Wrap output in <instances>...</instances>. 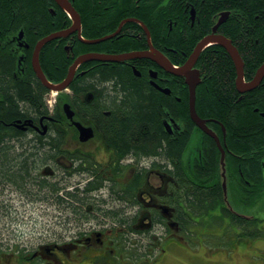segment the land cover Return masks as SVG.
I'll return each instance as SVG.
<instances>
[{"label": "flooded vegetation", "instance_id": "af4514ba", "mask_svg": "<svg viewBox=\"0 0 264 264\" xmlns=\"http://www.w3.org/2000/svg\"><path fill=\"white\" fill-rule=\"evenodd\" d=\"M68 1L73 8V14L55 0L43 1L57 18L51 22L57 25V29L49 33H45L48 27L42 28L40 32H32L26 20L17 23L12 20L14 25L0 31L4 33L11 28L16 29L11 31V34L0 38V48L4 55L14 61L11 75L18 77L22 83H26L30 67L41 81L34 69L33 58L36 46L46 36L59 34L47 40L39 51V61L46 78L49 82L58 84L67 76L70 67L83 55L129 52L115 47L93 48L92 46L80 47L76 44L95 45L107 40L113 43L130 41L146 45L131 51H153L151 47L161 50L156 44L165 37L154 38L151 30H149V36L146 27L148 29L154 27L155 22L163 16L169 20L170 29L180 25L179 19H181V31L183 27H188L187 33L200 34L198 43L211 34L227 38L242 59V66L239 68L226 45L219 41L207 43L192 69L199 77L195 94L196 103L197 89L201 83L203 98L208 99L213 95L211 81L214 72L206 67V62L211 58L210 55L213 57L217 53L231 60L235 69L233 84L240 94L238 99H245L251 93L264 88V75L256 86L250 89L247 87L256 78L260 67L264 64V57L250 68L246 55L253 49L251 41L247 38H243L242 41L235 39L223 30L224 25L231 20L237 21L239 25L246 23L244 13L238 8L221 9L212 13L207 28H203L201 14H198V8L192 0H183L185 14L180 16L172 14L170 9L178 6L182 0ZM5 22L10 23L8 20ZM103 37L108 38L89 42ZM198 43L182 64L187 61ZM80 48L84 49L80 50ZM62 49L68 52L66 56L69 59H66L64 64H68L69 61L71 63L66 76L59 82H55L47 77L46 72L60 66L50 67L49 63L48 67L47 64H42L41 56L53 58ZM169 49L171 53L177 52L174 48ZM166 56L170 59L168 54ZM59 57L61 59L62 54ZM119 65L132 67L138 76L144 77L169 98L166 104L171 109L172 115L169 119H163V125L168 130L171 143L175 144L176 140L183 137L181 145L186 151L188 161L186 168H177L157 158L147 160L133 154L119 156L116 148L107 146L110 144H107L108 137L99 125L100 116L95 110H89L91 105L99 106L95 102L97 99L95 89L92 86L84 89L79 83L97 70L113 69ZM139 67L143 69L140 70ZM159 67L150 58L138 56L124 61L81 60L76 64L73 80L65 89L57 92L54 101L49 98L54 90L41 81L44 89L48 90L45 93L47 111L39 112L36 117L29 116L24 120H16V124L21 125L18 127L24 132L23 135L29 139L49 135L51 128H56V132L60 135L57 148L53 150L54 153L38 165L36 177L44 183L50 181L56 184L57 195L63 199H71L66 195L67 191L76 196L82 191L84 197L88 196V199H91L87 208L96 218L84 223L70 222L74 218V213H70L62 206L58 208L45 200L53 195L52 191L29 189V192L36 193L29 196L18 192L13 187H8L5 194L1 191L3 188L0 185V200L40 199L41 203L46 205L49 203V206H52V216L57 218L59 232L55 240L34 247L23 246L20 243L4 247L0 243V264H216L224 259L225 254L222 250H225L228 245L234 249L242 240H255L253 244L258 243L259 239L264 240V213L257 214L258 207H256L255 214L251 216L242 214L237 211L238 207L232 202V199L240 202L241 199H250V202L246 204L241 202V204L257 206V202L264 199V157L262 158L264 147H260L259 150L250 149L251 153L243 151L244 149L236 143L239 138H234L227 122L223 123L222 119L215 116L203 117L197 111L205 122L204 127L200 126L191 116V92L186 76L169 73V71L168 74L167 70ZM238 68L242 72V78H239ZM240 86H242L241 89ZM186 96L190 117L189 119L180 118L181 122H177L172 112L178 110L179 103L180 105L186 103L181 102ZM178 111L181 115L180 110ZM77 123L80 125L78 126ZM80 127L90 128L91 131L82 133ZM69 129L71 131H68ZM193 141L196 144L192 150H189L191 151L189 154L187 150ZM211 151L215 153L214 167L208 164V154ZM261 151L263 154L260 153ZM246 160L258 161L260 165L257 166L260 169L256 172V167L248 165ZM196 162L201 164L198 165ZM197 168L200 170H196ZM182 171L185 174L184 181L188 182L186 193L180 192L179 182L182 180ZM199 176L202 178L196 182L195 179ZM96 187L101 190H97ZM194 187L211 190L214 200L204 201L201 205L192 204L189 199ZM118 195H122L120 199H129V204L125 202L115 207L104 204L103 208L110 213H123L128 221L115 220L105 216V212L100 213L92 209L93 207L95 209V199H103L107 203ZM4 204L5 207L9 205ZM131 204H133L132 209L128 206ZM9 207V217L15 220H10L5 211L0 213V218L7 217L5 224L14 226L20 219L15 213L21 215V211H15L11 205ZM25 213L24 211L22 215L24 216ZM239 217L252 222L246 231L241 229ZM21 223L27 222L23 220ZM256 229L258 234H249ZM244 233L248 237H244ZM7 249L10 252H7ZM239 255L246 256L245 253ZM250 264H264V260H253Z\"/></svg>", "mask_w": 264, "mask_h": 264}, {"label": "trees", "instance_id": "16d2710c", "mask_svg": "<svg viewBox=\"0 0 264 264\" xmlns=\"http://www.w3.org/2000/svg\"><path fill=\"white\" fill-rule=\"evenodd\" d=\"M44 0H0V31L10 28L12 20H26L29 29L32 32H40L42 28L48 27L45 33L57 29V25L51 24L52 20L57 19L53 12L50 11L43 3ZM117 1V0H116ZM197 6V12L202 17V27L207 28L212 13L221 9L238 8L245 15V24H238L237 21L231 20L224 25V31L231 34L235 39L243 40L247 38L252 43V50L248 52L247 64L251 68L255 66L264 57V0H192ZM135 6V4H133ZM189 10V9H188ZM187 10V13L189 12ZM172 14L184 15L183 0L178 6L171 7ZM151 18V17H150ZM240 18V17H239ZM9 21L5 22V21ZM169 20L163 16L155 22L154 27L149 30L155 38L165 37L164 40L158 42L156 46L165 51L170 59L176 64H182L191 53L193 47L198 43L200 34L187 33L188 27H183L181 31L180 25L169 27ZM3 25V26H2ZM6 26V27H4ZM56 26V27H55ZM202 28V29H203ZM16 29L11 28L9 31L0 33V38L5 37ZM199 31V29H198ZM197 33V32H196ZM191 34V35H190ZM131 40V39H130ZM80 47L97 48L104 46L108 48H120L124 51L139 49L145 47L141 43L136 44L130 41L113 43L107 40L95 45L76 44ZM169 48H174L177 52L171 53ZM84 48H80L83 50ZM67 52V51H66ZM64 49L53 58L41 56L42 64L59 68H51L46 72L47 77L55 82L62 80L68 71V64H64L65 60H69ZM0 48V92L2 99L0 100V185L5 190L11 187L24 195H36L29 192V189L37 188L41 191L48 189L53 195L48 196L49 203L61 206L74 213V218L70 222L76 223L87 222L96 218L87 208L89 203L88 196L84 197L82 191L79 195L66 192L71 199H63L57 195L58 187L56 184L44 183L40 178L36 177L38 165L47 157L51 156L57 148L60 135L56 132V128H51L49 135L36 136L29 139L23 135L21 129L16 124L17 119L24 120L29 116L36 117L39 112L47 111L45 104V93L43 84L37 78L32 68H29L26 83H22L18 77L11 75V67L14 61L3 54ZM183 53L185 55H183ZM62 54L60 59L59 55ZM166 54V55H167ZM170 54V55H169ZM183 55V57H181ZM207 60L206 67L210 68L213 74L212 78V97L203 98L201 93L202 83L198 86V100L196 109L203 117H219L228 124L229 131L233 133L234 138H239L236 143L244 149L243 151L251 153L250 149L259 150L264 147V88L251 93L245 99H238L240 94L233 84L234 68L231 60L227 57L210 55ZM61 60V61H60ZM146 60V59H145ZM29 62V60H28ZM30 63V62H29ZM144 64V63H142ZM119 67V68H118ZM117 68H107L97 70L80 81V86L84 89L92 86L96 93V104L98 107H89V110H95L99 114V125L106 133L108 147H114L118 151L119 156L133 154L136 157H142L147 160L160 159L177 168H186L188 161L185 155L184 147L181 145V139L176 140L173 144L170 142L168 130L163 125V119L171 117V109L167 107V96L153 87L144 77L138 76L132 67L119 65ZM140 70L143 67H139ZM160 68V67H159ZM168 73V72H166ZM169 74V73H168ZM165 75V74H164ZM148 77L147 75H144ZM204 92V91H203ZM169 100V98H168ZM178 110L172 112L175 120L181 122L180 118L190 117L188 97L183 98ZM95 106V105H94ZM258 108V110H257ZM174 110V109H173ZM107 112V113H103ZM183 121V120H182ZM184 144V143H183ZM263 154V152H260ZM214 151L208 154V164L215 165ZM198 156H196L197 158ZM264 156H262L263 158ZM248 165H252L256 172L260 169L258 161H245ZM176 165H175V164ZM200 165V162H196ZM193 165V164H192ZM258 165V166H257ZM194 166V165H193ZM196 170H200L197 168ZM87 173V172H85ZM92 175V174H90ZM183 175V176H182ZM182 180H180V192L187 191L188 182L184 181V171H182ZM202 177H197L199 182ZM98 186V185H95ZM97 188V187H96ZM194 189V190H193ZM97 190H101L97 188ZM193 192L189 201L194 205H201L204 201H213L212 193L209 189L192 188ZM98 192V191H96ZM9 193V191H8ZM131 193V192H130ZM6 194V193H5ZM100 196V194H99ZM114 196V195H113ZM122 195L113 197L107 203L103 199H95L94 211L104 213L105 216L115 220L128 221L123 213L105 211L103 206L115 207L121 203H128L129 199H120ZM130 196V195H128ZM52 197L56 198L53 199ZM57 197L59 199H57ZM208 198V199H203ZM211 198V199H209ZM32 202L40 199H28ZM237 200V199H236ZM243 203H248L250 199H241ZM261 200V199H260ZM259 203V202H257ZM256 203V204H257ZM253 204V203H251ZM133 204L128 205L132 209ZM6 207V216L9 217ZM233 216V215H232ZM10 220H15L9 217ZM241 229L244 231L252 224L251 221L243 217H239ZM254 221V220H253ZM129 229V233H130ZM258 234V230L250 231L249 234ZM245 234V233H244ZM248 237L247 234L243 235ZM93 262V260H92Z\"/></svg>", "mask_w": 264, "mask_h": 264}, {"label": "rangeland", "instance_id": "374dc122", "mask_svg": "<svg viewBox=\"0 0 264 264\" xmlns=\"http://www.w3.org/2000/svg\"><path fill=\"white\" fill-rule=\"evenodd\" d=\"M142 45L144 46V44ZM55 97H57V93L51 92L49 98L54 101ZM68 131L71 130L69 129ZM195 144V141L190 143L187 150L189 154L191 152H189V150H192ZM35 189L38 190L37 188ZM232 200V202L238 207L237 211L242 214L251 216L255 214L256 207H258L257 214L262 215L264 213V199H261L257 206H246L236 199ZM4 203L11 205L17 212L21 211V215L15 213L17 214L16 217H20V219L14 226H7L5 224L8 220L7 217L0 218V243L3 244L4 247H8L13 243H20L23 246L29 245L30 247H34L44 242L53 241L57 238L56 234L59 233L57 231V218L52 216V206H49V203L46 205L39 201L32 202L22 201L20 199H1L0 213H3L4 211L6 213V207L9 206L6 205L5 207ZM24 211L26 213L23 216L22 214ZM23 220H26L27 223L22 224L21 221ZM224 239L226 238L224 237ZM254 241L255 240H242L241 243H238L240 246L238 247L237 244L234 249L228 245L225 250H222L225 254L224 259L216 264H250L253 260H264V240L259 239L258 243L253 244ZM7 252H10L9 249H7ZM239 252L245 253L247 257L239 255ZM7 254L10 257V254Z\"/></svg>", "mask_w": 264, "mask_h": 264}, {"label": "water", "instance_id": "95a60500", "mask_svg": "<svg viewBox=\"0 0 264 264\" xmlns=\"http://www.w3.org/2000/svg\"><path fill=\"white\" fill-rule=\"evenodd\" d=\"M55 1L64 5L69 10V12L71 14H73V11H72L73 8H72V6L68 0H55ZM214 29H216V28H214ZM67 31H65V32H67ZM146 31L148 32V35L150 36V31L147 27H146ZM57 36H59V34L51 35V37H57ZM51 37L46 36L38 43V45L36 46L35 55L33 58L34 69H35L38 77L41 79V81L48 88L55 90V91H60V90L65 89L73 80L74 74H75L76 64L78 62H80L81 60H88V59H97L98 60V59H100V60H108V61H124L126 59H131V58L137 57V56L138 57H148V58L152 59L153 61H155L161 68H163L167 71H170L176 75L186 76V82L190 85V92H191V98H190L191 116L202 127H204L205 122H204V120L200 119V117L197 113V110H196V102H195L196 87L199 83V77H198V74H196L194 72V70L192 71L193 65H194L195 61L197 60L201 50L210 41L222 42L224 45H226L229 48L235 62L239 66V68H241V66H242V59L239 57L237 50L234 49L230 45L231 42L227 38H224L222 36H214L212 34V36H207L206 38L201 40L197 44L195 50L193 51L191 56L187 59V61L179 67H177L163 52H161L160 50H158L156 48H152V47H151V49H153V51H149V50H146V51H129V52L118 53V54L90 53L87 55H83L82 57H80L79 60L76 61V63L70 68V71H69V73H68V75L64 81H62L58 84H54V83L49 82L48 79L46 78V76H45V74L41 68L40 61H39V51H40L42 45L47 40H49ZM107 38L108 37H103V38L91 40L89 42H98V41H101V40H104ZM241 73L242 72L239 69V76H240L239 78H242V76H243V75H241ZM263 75H264V64L260 67L256 78L250 84L247 85L248 89L256 86L258 84V82L261 80ZM241 88H242V86H240V89ZM77 125L79 126L80 124L77 123ZM80 129H81L82 133H87L88 131H91L90 128L87 129V128L80 127Z\"/></svg>", "mask_w": 264, "mask_h": 264}, {"label": "bare ground", "instance_id": "6f19581e", "mask_svg": "<svg viewBox=\"0 0 264 264\" xmlns=\"http://www.w3.org/2000/svg\"><path fill=\"white\" fill-rule=\"evenodd\" d=\"M209 36H212V34L209 35ZM160 51H161V50H160ZM161 52H162V51H161ZM163 52H164V51H163ZM164 53H165V52H164ZM165 54H166V53H165ZM190 56H191V55H190ZM151 60H152V59H151ZM72 66H73V65H72ZM72 66H71V67H72ZM71 67H70V68H71ZM162 69H163V68H162ZM164 70H165V69H164ZM69 71H70V70H69ZM167 72H168V71H167ZM68 73H69V72H68ZM169 73H170V71H169ZM67 75H68V74H67ZM66 77H67V76H66ZM66 77H65L62 81H64V80L66 79ZM247 78H248V77H247ZM62 81H60V82H62ZM198 115H199V114H198ZM199 117H200V116H199ZM200 119L203 120L201 117H200ZM70 128H71V127H70ZM104 133H105V132H104ZM96 137H97V136H96ZM98 137H99V136H98ZM59 169H60V168H59ZM220 171H221V170H220ZM244 178H245V177H244ZM244 182H245V181H244ZM194 188H195V187H194ZM193 190H194V189H193ZM16 215H17V214H16Z\"/></svg>", "mask_w": 264, "mask_h": 264}]
</instances>
